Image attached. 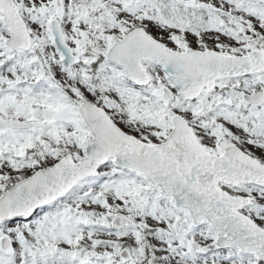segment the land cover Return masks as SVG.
<instances>
[{
	"label": "snow or ice",
	"instance_id": "snow-or-ice-1",
	"mask_svg": "<svg viewBox=\"0 0 264 264\" xmlns=\"http://www.w3.org/2000/svg\"><path fill=\"white\" fill-rule=\"evenodd\" d=\"M0 264H264V0H0Z\"/></svg>",
	"mask_w": 264,
	"mask_h": 264
}]
</instances>
